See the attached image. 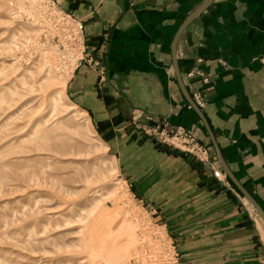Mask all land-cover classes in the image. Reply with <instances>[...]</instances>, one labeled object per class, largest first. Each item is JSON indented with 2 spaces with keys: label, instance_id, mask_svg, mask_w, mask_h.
Wrapping results in <instances>:
<instances>
[{
  "label": "crops",
  "instance_id": "1",
  "mask_svg": "<svg viewBox=\"0 0 264 264\" xmlns=\"http://www.w3.org/2000/svg\"><path fill=\"white\" fill-rule=\"evenodd\" d=\"M53 1L84 25L65 97L112 149L176 264H264V224L219 163L264 212V0ZM159 128L186 130L209 164L156 143Z\"/></svg>",
  "mask_w": 264,
  "mask_h": 264
},
{
  "label": "rangeland",
  "instance_id": "2",
  "mask_svg": "<svg viewBox=\"0 0 264 264\" xmlns=\"http://www.w3.org/2000/svg\"><path fill=\"white\" fill-rule=\"evenodd\" d=\"M63 13L0 0V264H176L110 146L64 98L84 53Z\"/></svg>",
  "mask_w": 264,
  "mask_h": 264
},
{
  "label": "built area",
  "instance_id": "3",
  "mask_svg": "<svg viewBox=\"0 0 264 264\" xmlns=\"http://www.w3.org/2000/svg\"><path fill=\"white\" fill-rule=\"evenodd\" d=\"M48 4H50L51 7L56 9V3L55 1L48 0ZM62 19H66V25L70 26L71 29V37L76 40V44L80 47L81 53H84V25L81 21L75 19L69 14L63 13ZM80 53V54H81ZM84 59V58H83ZM82 60V58H80ZM261 61H264V55L261 59ZM90 62V61H89ZM195 102H199V97H195ZM150 137H152L156 143L158 144H164L169 145L170 147L181 150L185 153H188L198 159L199 161L209 164V153L206 148H204L202 145H200L196 139L189 134L186 130L183 128H175V129H166V128H159L156 130L151 131V133L148 134ZM213 175L218 180H221V174L219 172H213Z\"/></svg>",
  "mask_w": 264,
  "mask_h": 264
},
{
  "label": "water",
  "instance_id": "4",
  "mask_svg": "<svg viewBox=\"0 0 264 264\" xmlns=\"http://www.w3.org/2000/svg\"><path fill=\"white\" fill-rule=\"evenodd\" d=\"M210 4V1L206 2L205 4H203L197 11H195L182 25V27L179 29L178 34H180L189 24L192 23V21H194V19L201 13L203 12L208 5ZM173 66H174V71H175V75L177 78V82L178 85L180 87V89L182 90L183 96L185 97L187 103L189 104V106L195 111V113L198 115V117L201 120L202 125L204 126L212 144L213 147L216 150L217 153V157L219 159V153H218V148L216 146L215 140H214V136L204 118V116L202 115V113L200 112L198 106L194 103V101L192 100V98L190 97V95H188V93L186 92L185 88L182 85V82L179 78L177 69H176V64H175V60L173 58ZM219 163L221 164V167L223 169L224 174L228 177V179L233 183V185H235V187L241 192V194L244 196V198L249 202V204L251 205V207L253 208L255 214L261 219V221L264 224V212L262 211V209L260 208V206L254 201V199L236 182V180L232 177V175L228 172V170L226 169V167L219 161Z\"/></svg>",
  "mask_w": 264,
  "mask_h": 264
},
{
  "label": "bare ground",
  "instance_id": "5",
  "mask_svg": "<svg viewBox=\"0 0 264 264\" xmlns=\"http://www.w3.org/2000/svg\"><path fill=\"white\" fill-rule=\"evenodd\" d=\"M60 95V93L58 92L57 93V96H59ZM64 98L66 99V97L64 96ZM59 100H61V97H59ZM73 106V105H72ZM84 117H86V115L83 113V112H81V111H78V117H77V120H79V119H83ZM87 120V119H86Z\"/></svg>",
  "mask_w": 264,
  "mask_h": 264
}]
</instances>
